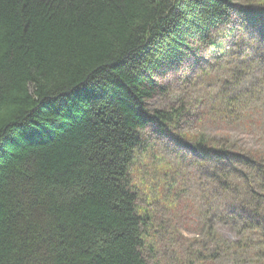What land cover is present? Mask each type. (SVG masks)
Instances as JSON below:
<instances>
[{"label": "trees", "instance_id": "16d2710c", "mask_svg": "<svg viewBox=\"0 0 264 264\" xmlns=\"http://www.w3.org/2000/svg\"><path fill=\"white\" fill-rule=\"evenodd\" d=\"M235 1L0 0V264H160L137 204L141 161H154L144 131L171 132L182 108L146 102L159 75L215 43ZM191 142L210 194L246 224L250 264H264V153Z\"/></svg>", "mask_w": 264, "mask_h": 264}, {"label": "rangeland", "instance_id": "374dc122", "mask_svg": "<svg viewBox=\"0 0 264 264\" xmlns=\"http://www.w3.org/2000/svg\"><path fill=\"white\" fill-rule=\"evenodd\" d=\"M235 3L229 23L214 30L215 43L199 46L177 69L159 75L160 88L146 102L149 109L182 108L171 132L152 125L144 131L154 161H141L147 188L140 187L137 204L151 215L160 264H197L203 256L211 264H250L251 244L241 233L246 224L238 215L232 219L226 199L210 194L209 175L194 161L191 142L201 133L242 152L264 153V0ZM164 162L168 167L154 172L153 165ZM218 203L222 212L214 216ZM216 235L226 245L240 242L239 253L225 252L224 243L218 247Z\"/></svg>", "mask_w": 264, "mask_h": 264}]
</instances>
